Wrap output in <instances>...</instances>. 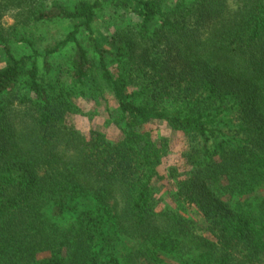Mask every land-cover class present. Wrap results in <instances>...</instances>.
<instances>
[{
	"label": "trees",
	"instance_id": "16d2710c",
	"mask_svg": "<svg viewBox=\"0 0 264 264\" xmlns=\"http://www.w3.org/2000/svg\"><path fill=\"white\" fill-rule=\"evenodd\" d=\"M0 264H264V0H0Z\"/></svg>",
	"mask_w": 264,
	"mask_h": 264
},
{
	"label": "rangeland",
	"instance_id": "374dc122",
	"mask_svg": "<svg viewBox=\"0 0 264 264\" xmlns=\"http://www.w3.org/2000/svg\"><path fill=\"white\" fill-rule=\"evenodd\" d=\"M64 1L68 2V0ZM71 1L73 0H69V3H71ZM6 23L11 24L12 21L10 19H6ZM80 107L83 112L77 117V123L85 134L89 135L91 130H98L104 132L113 139L118 137L119 134L117 130L107 122L108 113L105 105L96 106L94 103L81 101ZM146 128L152 133V136L156 141H159L162 138L169 139L170 151L168 156L163 160V164L160 168L161 174L166 179L156 183L158 188L156 198L159 201V210H161L166 205L175 204L173 203L171 194L172 191H175V183L171 178L169 179L167 177L171 167L182 168L184 166L182 154L185 148V138L182 133L172 131L164 121L152 122L147 125ZM192 214L197 221L203 223L201 217L195 215L194 213Z\"/></svg>",
	"mask_w": 264,
	"mask_h": 264
}]
</instances>
